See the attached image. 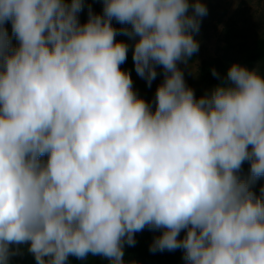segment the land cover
Instances as JSON below:
<instances>
[{"label": "clouds", "instance_id": "clouds-1", "mask_svg": "<svg viewBox=\"0 0 264 264\" xmlns=\"http://www.w3.org/2000/svg\"><path fill=\"white\" fill-rule=\"evenodd\" d=\"M102 4L81 23L84 0H0V264L23 245L36 264H125L145 228L186 264H264V75L233 63L197 98L178 62L199 51L202 0ZM120 33L149 87L163 69L154 110Z\"/></svg>", "mask_w": 264, "mask_h": 264}, {"label": "rangeland", "instance_id": "rangeland-1", "mask_svg": "<svg viewBox=\"0 0 264 264\" xmlns=\"http://www.w3.org/2000/svg\"><path fill=\"white\" fill-rule=\"evenodd\" d=\"M193 2L194 0H189L190 4ZM202 2L206 4L208 14L201 19L199 32L193 33L199 42V51L187 64L178 62L186 84L193 87L197 98L213 89L201 79L204 61L224 58L229 65L239 63L249 69L257 68L264 75V62L254 65L245 63V58L255 47L256 41L264 38V0H202ZM89 6L98 13L103 7L102 0H84L83 10L78 14L81 23L86 22L88 18ZM189 11L191 12V8ZM126 39L128 45L133 48L135 41L127 35ZM16 44L17 41L13 43ZM157 73L150 87L136 72L131 75L134 90L139 97L152 103L153 110L156 89L163 82L162 67L157 66ZM22 260L21 255H16L11 258L10 264H21Z\"/></svg>", "mask_w": 264, "mask_h": 264}, {"label": "trees", "instance_id": "trees-1", "mask_svg": "<svg viewBox=\"0 0 264 264\" xmlns=\"http://www.w3.org/2000/svg\"><path fill=\"white\" fill-rule=\"evenodd\" d=\"M70 3L71 0H66ZM103 8V7H102ZM102 9L98 12L101 13ZM113 26L117 29L122 27H129L120 25L117 21H112ZM9 35H11V23L6 24ZM117 41H124L127 43L126 35L120 33L116 36ZM16 40L13 37L12 43H15ZM128 44V43H127ZM191 57L190 59H193ZM258 62H264V38H260L256 41L255 47L247 54L245 58V63L248 65H254ZM229 63L224 58H215L212 60L204 61L201 67V79L208 84L210 87L214 88L216 85L224 82L223 78L226 77L227 70L229 68ZM215 68L220 74L221 79L214 77L212 75V69ZM122 70L129 71L131 75L135 72L133 60H132V48L129 46L127 60L124 64L121 65ZM188 87H193L190 84H186ZM250 165L248 162H245L242 166L241 177L246 178L249 174ZM264 184V177H261L253 187V191L259 195L260 187ZM163 230H150L145 228L142 232L135 234L136 244L135 246H128L125 244V264H130V262H135V264H186L183 259V250L177 249L175 251L169 252L167 250L163 252L152 253L149 251V246L153 241L155 236L161 235ZM185 235V232H181L180 237L182 238ZM23 257L21 264H36L35 258L32 254L27 251V245L20 246ZM68 264H109V261L106 258L100 256L88 255L85 259H77L74 256H70L68 259Z\"/></svg>", "mask_w": 264, "mask_h": 264}]
</instances>
